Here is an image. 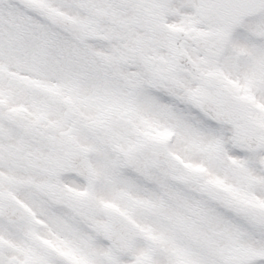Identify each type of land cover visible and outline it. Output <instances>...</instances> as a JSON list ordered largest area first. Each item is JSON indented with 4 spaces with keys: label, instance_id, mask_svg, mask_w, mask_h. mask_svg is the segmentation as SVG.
I'll list each match as a JSON object with an SVG mask.
<instances>
[{
    "label": "snow or ice",
    "instance_id": "6c2138e0",
    "mask_svg": "<svg viewBox=\"0 0 264 264\" xmlns=\"http://www.w3.org/2000/svg\"><path fill=\"white\" fill-rule=\"evenodd\" d=\"M0 264H264V0H0Z\"/></svg>",
    "mask_w": 264,
    "mask_h": 264
}]
</instances>
